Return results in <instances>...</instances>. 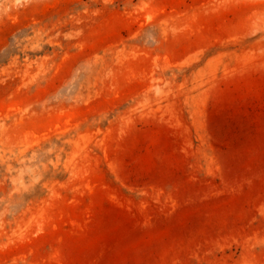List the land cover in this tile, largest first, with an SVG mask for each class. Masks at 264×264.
Returning a JSON list of instances; mask_svg holds the SVG:
<instances>
[{
    "label": "rangeland",
    "instance_id": "obj_1",
    "mask_svg": "<svg viewBox=\"0 0 264 264\" xmlns=\"http://www.w3.org/2000/svg\"><path fill=\"white\" fill-rule=\"evenodd\" d=\"M0 264H264V0H0Z\"/></svg>",
    "mask_w": 264,
    "mask_h": 264
}]
</instances>
